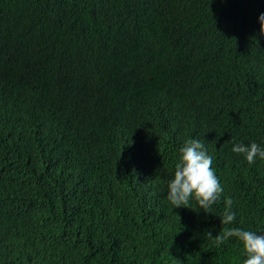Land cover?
<instances>
[{
    "label": "trees",
    "instance_id": "trees-1",
    "mask_svg": "<svg viewBox=\"0 0 264 264\" xmlns=\"http://www.w3.org/2000/svg\"><path fill=\"white\" fill-rule=\"evenodd\" d=\"M262 13L264 0H0V264H243L235 237H213L264 233V160L232 151L264 149ZM189 139L223 187L210 213L167 200Z\"/></svg>",
    "mask_w": 264,
    "mask_h": 264
},
{
    "label": "clouds",
    "instance_id": "clouds-1",
    "mask_svg": "<svg viewBox=\"0 0 264 264\" xmlns=\"http://www.w3.org/2000/svg\"><path fill=\"white\" fill-rule=\"evenodd\" d=\"M260 33L264 35V13L258 17ZM232 151L243 154L248 164H255L256 160H264V149L258 144H234ZM223 187L213 168V158L207 153L203 143L197 139H189L180 148V157L175 165L174 178L168 184L167 200L174 206L190 207L189 202L195 199L199 209L205 213L221 199ZM225 211L221 224L231 225L236 220L232 211L233 200L224 199ZM191 208V207H190ZM207 236L213 237L211 232ZM235 237L243 246L246 256L243 264H264V233L243 230L241 228L225 227L222 232L214 236L216 246L226 243Z\"/></svg>",
    "mask_w": 264,
    "mask_h": 264
}]
</instances>
